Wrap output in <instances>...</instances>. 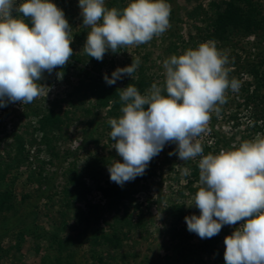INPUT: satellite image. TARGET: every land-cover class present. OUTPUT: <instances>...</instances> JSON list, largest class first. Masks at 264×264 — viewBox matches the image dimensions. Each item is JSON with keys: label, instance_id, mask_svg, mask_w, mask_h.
Returning a JSON list of instances; mask_svg holds the SVG:
<instances>
[{"label": "rangeland", "instance_id": "obj_1", "mask_svg": "<svg viewBox=\"0 0 264 264\" xmlns=\"http://www.w3.org/2000/svg\"><path fill=\"white\" fill-rule=\"evenodd\" d=\"M228 1L168 0L171 27L148 44L107 52L98 61L101 73L110 77L117 67L139 57L133 78L125 75L116 85L141 77L147 89L154 82L162 85L163 60L206 42L204 31ZM253 1L264 14V0ZM52 2L61 3L73 27V56L79 62L43 73L40 83L49 89L47 96L31 104L9 102L0 107V194L10 195V209L0 211V264H221L224 238L240 222L223 226L212 238L201 239L187 230L185 217L200 214L195 206L189 207L198 190L194 185L199 157L181 161L176 154L169 155L176 145L167 143L152 159L154 170L145 180L122 187L110 180L108 165L123 160L112 148L108 110L96 106L93 98L74 94L78 79L97 61L83 51L89 29L82 26L78 0ZM127 3L105 0L108 8L122 9ZM231 38L215 42L216 46L228 54L230 78L240 86L250 84L251 92L254 83L247 67L257 60L258 37ZM239 91L229 90L227 102L211 114L199 137L204 154L239 146L258 135L249 117L253 105L246 104V94ZM51 107L61 118L49 142L54 153L43 143L34 117L35 111L41 115ZM185 167L188 176L183 175ZM101 189H115L118 195L106 196Z\"/></svg>", "mask_w": 264, "mask_h": 264}, {"label": "clouds", "instance_id": "obj_2", "mask_svg": "<svg viewBox=\"0 0 264 264\" xmlns=\"http://www.w3.org/2000/svg\"><path fill=\"white\" fill-rule=\"evenodd\" d=\"M78 7L89 29L83 51L97 61L109 51L148 44L171 27L168 0H128L122 9L108 8L105 0H78ZM72 28L52 0H0V107L47 96L40 81L44 72L70 61ZM140 64L139 57L132 58L110 77L105 74L106 84L133 78ZM228 65L227 52L210 40L164 59L162 85L154 82L144 94L131 83L120 89L121 115L108 123L112 148L123 162L113 160L108 172L122 187L143 176L167 143L176 145L169 155L181 161L199 157L198 190L189 207L200 214L185 217L187 230L212 238L240 222L224 238L225 264H264V135L215 154H204L199 139L211 114L227 102L226 93L239 90ZM183 175L190 170L185 167Z\"/></svg>", "mask_w": 264, "mask_h": 264}, {"label": "trees", "instance_id": "obj_3", "mask_svg": "<svg viewBox=\"0 0 264 264\" xmlns=\"http://www.w3.org/2000/svg\"><path fill=\"white\" fill-rule=\"evenodd\" d=\"M62 9L61 3H55ZM261 8L255 4L253 0H229L224 3V10L215 13L211 19L207 29L204 31L202 38L204 41L214 42H228L232 36L238 35L246 38L250 35L258 37L259 44H254L256 48H259L257 53L256 61L249 64L248 73L253 78V90L249 92L250 84L246 83L239 87V92L245 93L246 104H252L253 110L250 112V119L253 124V131L264 135V45H261L264 41V14H261ZM233 48L236 45H232ZM72 47V44H71ZM240 57L235 56L238 60ZM79 60L74 59V56L70 58L67 63L71 66L78 64ZM236 62V61H235ZM233 66H237L236 65ZM85 75H82L78 79L76 86L74 87V94L80 99L93 98L96 102V106L100 108H107L109 118H118L121 115L120 108L122 102L119 99L120 89L126 87L128 84L135 85L141 94H144L146 89L149 87L144 77L137 80L125 79L122 86L115 84L108 85L104 80V75L101 73V65L98 61H93L91 67L84 71ZM248 106V105H247ZM36 117V126L42 132V141L44 144H48L49 153L53 152V145H49L53 142L54 132L58 130L61 118L55 112V108L51 107L39 115L36 111L34 112ZM236 121V117H230ZM108 120V119H107ZM109 125V123H108ZM110 126V125H109ZM50 142V143H49ZM21 151V147L19 148ZM47 151V152H48ZM154 167L152 160L145 171L143 176H138L135 180H145L151 175ZM51 180H49L50 182ZM106 196H112L114 193L118 195L115 189L104 191ZM108 194V195H107ZM10 195L8 192L0 194V211L10 209L8 205L10 202ZM217 256L219 253L216 254ZM221 264H225L224 257L222 258Z\"/></svg>", "mask_w": 264, "mask_h": 264}]
</instances>
